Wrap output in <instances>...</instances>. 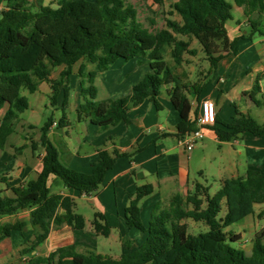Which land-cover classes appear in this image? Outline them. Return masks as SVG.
<instances>
[{"label": "trees", "instance_id": "trees-1", "mask_svg": "<svg viewBox=\"0 0 264 264\" xmlns=\"http://www.w3.org/2000/svg\"><path fill=\"white\" fill-rule=\"evenodd\" d=\"M5 9L0 14V150L7 147L15 132L20 114L29 109V100L22 90L33 94L42 83L51 87L52 105H57L61 88L65 86L79 65L83 103L76 109L78 121L89 119L101 131L129 122L128 112L145 100L159 109L158 96L164 86L169 90L173 106L179 113L178 136L196 129L188 88L183 84L166 60L169 52L176 65H182L190 44L179 37L197 40L210 72L215 73L218 64L228 55L238 54L240 39L253 40L264 37L261 26L264 21V0H234L244 9L250 25V33L231 39L227 23L233 19V5L227 0H153L163 6L171 2L170 15L178 14L181 22L166 20V28L150 32L138 19L137 9L126 0H59L58 7L32 4L30 0H3ZM193 53V52H191ZM145 57L149 72L133 87L130 95L116 100L99 101L96 81L100 72L107 71L119 60L129 61ZM92 66V69L90 68ZM62 68L59 78L53 71ZM264 76V74H263ZM260 76L251 92L244 95L258 107L264 101L258 98L262 89ZM206 84H194L193 91L200 95ZM62 109L69 107L68 89H64ZM235 115L226 123L217 117L212 127L221 143L230 142L244 133L264 136V123L258 122L249 112H243L233 104ZM54 120L50 118L41 128L40 146L45 150L42 169L36 179L25 185L12 187L13 196H0V219L28 211L34 229L32 253L48 239L52 229L69 226L74 231L85 230L86 219L76 211V202L70 196L52 192L51 177L62 181L81 195L98 194L107 173L116 160L128 153L117 148L99 151L98 161L91 174L69 168L61 160V154L51 141L49 133ZM67 125L65 115L59 127ZM34 149L36 145L33 144ZM154 186H139L131 196L125 217L131 229L145 235V240L133 248L125 244L119 258L99 253H80L75 245L62 246L47 257H38L31 264H264V228L253 240L251 254L244 248L234 247L241 240L226 229L255 214L256 204H264V173L249 170L245 177L228 178L221 188L210 193V187L196 183L194 191L186 197L176 194L170 205L158 202L146 226L141 219V205L152 196ZM226 201L227 210L223 211ZM204 222L209 231L192 236L186 220ZM97 235L109 237L111 227L106 217L95 214L92 222ZM26 224H0V243L15 231L24 232Z\"/></svg>", "mask_w": 264, "mask_h": 264}, {"label": "crops", "instance_id": "crops-1", "mask_svg": "<svg viewBox=\"0 0 264 264\" xmlns=\"http://www.w3.org/2000/svg\"><path fill=\"white\" fill-rule=\"evenodd\" d=\"M32 1L33 0H30V2L34 4ZM44 6L57 8L58 3L57 6L46 4ZM4 9L5 3L3 0H0V14ZM232 10L237 11L243 18V20H241L233 17L231 22L234 24L227 23V32L233 40L235 38H240L243 34H247V29H243V27L247 26L246 21H248V19L245 16L243 8L233 6ZM173 20L181 22V19ZM255 38H259V40L256 41ZM182 40H184V38ZM147 67H149V65L145 64V68ZM175 68L173 70L175 75H177ZM77 71L74 69V73H77ZM107 71L100 72L99 74ZM148 72L145 70V73H143L144 75H139L134 82L126 84L125 82L127 79L124 80L122 85H127L126 87L124 86V92L119 93L114 90L109 93V97L107 98L116 100L130 95L133 87L137 85ZM263 74L264 37L256 35L253 40L240 39L238 42V54H231L222 59L218 64L216 72L213 73L214 80L212 82L214 84V90L212 93L204 95L203 91L200 95H196L193 89L188 90V95L193 96L192 98L189 96L193 105L191 118L195 119L197 117L200 111V103L206 99L215 102L217 117L221 120H223L222 113L227 102L232 105L236 104L243 112H250L252 106L255 104L244 94L252 91L257 78L260 76L259 82L262 91L258 95V98L264 101ZM99 76L100 75H98V77ZM208 76H212L210 70H208L207 75H204L203 84H206V86L211 85L210 77ZM52 77L54 78L53 75ZM181 82L183 83V81ZM42 87L43 91L41 95L43 96L41 97L45 100V97L47 96L49 98L51 94V87L48 83H42L38 91H40ZM172 87L173 86L170 85L161 88L158 96V101L161 106L159 109L150 100H145L139 106L131 108L128 112V123L122 122L106 131H101L100 128L91 123L89 119L78 121L76 124L67 119V125L63 127V162L67 163L72 170L87 174L92 172L93 164L98 161L100 150L107 149L112 151L114 148H117L120 152L129 154L128 156H123L116 160L114 167L107 173L98 194L89 196L81 195L79 191L66 187L62 181L55 177H51L49 181L51 190H53V187H56L55 193L70 196L75 200L76 209L77 200L88 199L95 210V214L101 213L106 217L111 227V234L112 232L138 231L128 226L125 210L129 206L131 196L136 192L139 186L145 184H152L154 186L153 195L144 199L141 205V219L146 226L149 224L153 209L158 202L164 203L167 198H171L176 194L184 196L192 192L195 183H191L190 181V170L192 164L195 162L196 152L201 151L204 160H208L211 157V155L207 153L209 142H206V139H209L211 143L219 144L220 153H225V145H229L233 149L232 153L236 156V160H231L226 169L225 162L223 161L221 163V169L219 171L220 188L223 180L245 177L249 170H258L264 173V136L256 137L250 133H244L237 139L221 143L217 139L213 129L207 128L205 129V139L194 151L186 152L180 147L177 144V139L179 138L178 125L181 121V117L171 101L169 90ZM230 94H233L231 95L232 97ZM233 97L236 98L235 100L240 101L244 107L238 105L237 101H233L231 99ZM38 100L39 99L35 102ZM78 103V106H80V102ZM78 108L79 107L75 106L73 109L76 110ZM56 125L57 123L54 122L49 133L50 139L54 144L57 138L62 137L60 132H57L62 128L58 127L57 129ZM78 125H83V129H78ZM70 129H78L77 136L79 146L74 150L70 147V141L72 140L69 133ZM90 129H94L96 132V138L92 141L87 139L91 134ZM30 138H33V140ZM40 138L41 132L36 133L35 127L32 124H25L23 121L19 120L15 132L10 136L8 141V144H13V149L8 150V152L0 150V174H2L0 175V196L12 197V187L25 185L29 181L37 178L42 169V160L45 156V150L43 149L38 157L32 154V158L28 156L27 152L17 153L18 156H16L15 150L16 148L27 150L30 145L33 146V144L36 145L39 143ZM40 148L41 146L36 149L40 150ZM5 149H8V146ZM81 152H83V154H81ZM11 158H13L12 162H10ZM7 160H9V162ZM75 161H77L78 165H74ZM15 167H17L16 171H14ZM198 168H200V165ZM11 169L14 176L8 175ZM225 170L227 174L226 177ZM256 206L257 205H255V207ZM256 213L255 211V214ZM19 221L26 224V230L22 233L15 231L11 237L4 239L0 243V256H2L3 250L6 249L8 246L7 243L10 240L14 238L18 239L22 234L27 232L32 234L29 240L34 239V229L30 223V214L28 211L4 217L0 219V224L16 223ZM83 231L84 230L74 231L71 227L66 225L59 229L54 228L51 230L45 243L40 245L32 253L23 256V261L30 263L32 259L40 257L36 253L41 250L44 252L46 250L48 252V254L44 256L47 257L57 248L68 245H75L76 250L81 253L79 250V242L84 243L85 246L90 245L87 239L77 236L78 232ZM91 231L95 232L93 229ZM94 235L96 234L94 233ZM67 240H71V243H66L65 241ZM144 240L145 236L143 241ZM20 243L21 242H18L16 246L11 247L12 250L13 248L19 250L21 248ZM52 246H56V249L53 250ZM21 249H23V246ZM119 257L120 256L116 255L115 258Z\"/></svg>", "mask_w": 264, "mask_h": 264}, {"label": "rangeland", "instance_id": "rangeland-1", "mask_svg": "<svg viewBox=\"0 0 264 264\" xmlns=\"http://www.w3.org/2000/svg\"><path fill=\"white\" fill-rule=\"evenodd\" d=\"M95 1V0H90ZM229 3H231L233 6H236L234 3V0H227ZM34 4H41V5H52L57 6L58 0H33ZM126 2L132 4L138 11V19L139 21L144 25L145 28H147L150 32L156 33L161 29L166 28V20L167 19H181V17L177 14L170 15L171 12V2H166L163 6L156 5L153 0H126ZM232 15L235 19H241L243 20L242 16L235 10H232ZM264 22V21H263ZM229 24H234L233 22L229 21ZM247 26H244L243 29H247V33H250V25L248 21H246ZM261 30H264V25H262ZM181 39L184 38L186 42L190 44L189 52L184 54V63L182 66H177L170 53H167L166 60L170 64L171 68L174 69L178 76V78L183 81V83L187 86L188 90L193 89L194 84H203L204 82V75H207L208 70H210V63L206 59L205 54L203 53L201 49V45L198 41H196L193 38L188 37H179ZM256 41L259 40V38H255ZM243 47V46H242ZM193 52V53H191ZM78 65L74 67V69L77 71ZM145 64L148 65V60L145 57H140L137 59L124 61L119 60L115 64H113L107 72H104L102 74H99L100 76L97 79L96 86L98 88V100L99 101H107L111 98L109 97V93L112 91H117L119 93L124 92V86L122 85L124 80L127 79L125 82L126 84L134 82L139 75L145 73V70L147 72L149 71V67L145 68ZM92 69V66H90ZM62 68H57L53 71L54 78H59L60 72ZM144 75V74H143ZM210 77L211 85H207L204 88V95L210 94L214 90V84H213V73ZM68 89V96H69V107L66 109H62V104L64 101V89ZM43 91V87L38 91L37 93L31 94L27 90H22L21 95L25 96L29 100L30 107L27 109L24 113L20 114V121H23L25 124H32L35 127L36 133L41 132V128L47 123V121L50 118H53L54 122L57 123L56 127L58 129L59 127V120L65 115V117L72 123L78 122V115L75 109H73L75 106H78L80 102V105L83 103V99L81 96V87H80V78L78 77L77 73H73L67 84L63 86V88L60 90V94L58 96V103L57 105H52V101L47 96L46 99H42L41 95ZM233 94H230V96ZM190 96V95H189ZM193 96H190L192 98ZM232 97V96H231ZM37 99H39L37 102H35ZM233 101H237L238 105L243 104L235 100L236 98H231ZM114 100V99H111ZM252 117H254L258 122L264 123V108L263 107H257L255 105L252 106L251 111L249 112ZM235 115V108L232 104L227 102L225 104V108L222 113V119L224 122L229 123L232 120V117ZM83 129V125H78V129ZM56 129V130H57ZM78 129L77 130H69L71 141H70V147L71 149H75L79 146L78 143ZM60 132L61 138H57L55 140V145L57 146L60 154H61V160H63V128L59 129L57 131ZM90 136L87 138L89 141L94 140L95 137V130L90 129ZM33 140V138H30ZM206 142H209V147L207 149V153L211 155V157L208 160H204L202 158L203 154L202 152H196V158L195 162L192 164L191 172H190V181L191 183H201L207 187H210V193H216L220 189V182H219V176H220V169H221V163L225 162V169L228 168L231 160H236L235 154L232 153V147L229 145H225V153H220V145L211 143L209 139H206ZM39 148L40 143L36 144ZM8 149H4L3 151L8 152V150H12L13 144L10 143L7 145ZM43 147L41 146L40 150L34 149L32 145H30L27 150H22V148H16L15 155L18 156L19 153L27 152L28 156L32 158V154H34L36 157L43 151ZM194 151V150H193ZM18 153V154H17ZM83 154V152H81ZM225 154V155H224ZM223 156V157H222ZM66 159V158H64ZM77 160V159H76ZM9 162V160H7ZM13 161V158L10 159V162ZM2 165V164H1ZM74 165H78L77 161L74 162ZM200 165V168H198ZM72 169V168H71ZM17 170V167L14 168V171ZM84 173V172H83ZM91 173V172H90ZM89 173V174H90ZM87 174V173H85ZM2 175V174H0ZM9 176H14V173L12 172V169L9 171ZM227 176L226 170H225V177ZM54 192H56V187L52 188ZM194 191V188H193ZM192 191V192H193ZM188 195V194H187ZM187 195H184L186 197ZM171 198H167L165 202L163 203V207H168L171 202ZM257 206L254 208V210L257 212L256 214H253L249 217H247L243 221H239L236 224H233L229 228H227V231H230L236 235L241 236V240L238 243H233L232 245L234 247H242L246 250L247 254L251 253L252 246H253V240L257 233L261 232L264 228V204H256ZM227 206L226 201L223 203V211L220 213L219 218L223 217L226 213ZM76 211L84 215L86 218L87 226L83 232H78L77 236H80L81 238H85L90 242V245L85 246L84 243H80L79 250L81 253L87 254L91 252L99 253L106 256L116 257V255L121 256L122 253L125 251V244L130 243L133 245V248L138 246L143 239L144 236L140 232L134 230L135 232H112L111 236L104 237L101 235H97L95 232H92L93 229L92 222L95 219V210L92 207L91 202L88 199H81L77 200V209ZM186 223L188 225V233L192 236H197L201 233H206L209 231V227L204 222H195L192 219L186 220ZM94 233L96 235H94ZM31 233L28 232L25 234H22L18 239L14 238L10 240L7 244L8 246L6 249L3 250L2 256H0V264H31L23 261V256L28 255L25 253L27 250L31 247V240L29 238L31 237ZM25 241H24V240ZM19 240V241H18ZM18 242L20 243V246L23 249H17L16 248L12 250L11 247H14L17 245ZM66 243H71V240L65 241ZM56 246H52V249H56ZM46 252V253H45ZM37 252L40 256V258L44 257L45 254H48V252L45 250ZM44 253V254H43Z\"/></svg>", "mask_w": 264, "mask_h": 264}, {"label": "built area", "instance_id": "built-area-1", "mask_svg": "<svg viewBox=\"0 0 264 264\" xmlns=\"http://www.w3.org/2000/svg\"><path fill=\"white\" fill-rule=\"evenodd\" d=\"M196 129L179 136L177 144L186 152L195 150L205 139V129L217 124V108L213 100L206 99L200 103V111L195 118Z\"/></svg>", "mask_w": 264, "mask_h": 264}]
</instances>
